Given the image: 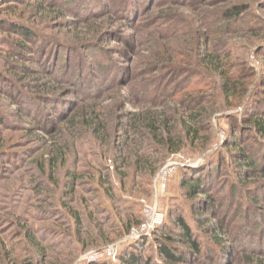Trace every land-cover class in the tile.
Wrapping results in <instances>:
<instances>
[{
  "label": "rangeland",
  "instance_id": "rangeland-1",
  "mask_svg": "<svg viewBox=\"0 0 264 264\" xmlns=\"http://www.w3.org/2000/svg\"><path fill=\"white\" fill-rule=\"evenodd\" d=\"M0 121V264H166L130 233L173 162L155 206L201 244L179 264H264V0H0Z\"/></svg>",
  "mask_w": 264,
  "mask_h": 264
},
{
  "label": "trees",
  "instance_id": "trees-1",
  "mask_svg": "<svg viewBox=\"0 0 264 264\" xmlns=\"http://www.w3.org/2000/svg\"><path fill=\"white\" fill-rule=\"evenodd\" d=\"M242 12L243 11L241 10V8H234L232 10L230 9L226 12L225 17L227 20L237 18ZM256 130L262 137H264V121H258ZM169 142V139L166 140L165 145H167V143ZM230 142L235 144L238 143V141H236L234 138H232ZM236 156L240 157V159L242 160V162H238L237 165H243L246 167H249L251 165L250 163L244 161L245 155L243 153H236ZM206 170V168H199L198 170H190L188 172L190 177H192V182H185V186L187 187L186 193L189 196L206 193L205 186L207 185V183H211V180L213 178L212 173L207 172ZM245 171L247 172L248 169L238 170V172L241 173ZM183 182L184 181H182V183ZM194 213L196 214V212ZM194 218L197 226H199L198 222L201 225L205 224L206 217L203 216V214L199 215V217L194 215ZM171 222L177 229V231H175V228L171 230V228H166L162 225L155 233L154 241L157 243L156 248L158 250L159 256L166 264H179L184 261L185 253H178V250H176L173 243L182 245L190 256H194L200 253L201 244L195 237L192 227L181 215H174L171 218ZM215 226L218 227L216 223L214 224V227ZM216 230L218 229L216 228ZM213 238L215 239V245L219 246V244H221V238L215 236ZM140 243L147 244L146 241H141ZM117 259L121 264H150V260H144L141 255L132 252L119 254ZM95 264H106V262Z\"/></svg>",
  "mask_w": 264,
  "mask_h": 264
},
{
  "label": "built area",
  "instance_id": "built-area-1",
  "mask_svg": "<svg viewBox=\"0 0 264 264\" xmlns=\"http://www.w3.org/2000/svg\"><path fill=\"white\" fill-rule=\"evenodd\" d=\"M179 164L177 162L169 163L162 167L157 173L153 186V205H145L144 219L136 227L131 229L130 241L131 243L140 240H151L157 230L165 223L166 216L163 212L156 208V202L160 197H163L167 190L169 180L173 174V170ZM121 246L113 245L104 250L103 253H89L86 261L89 264H95L101 261H110L115 263Z\"/></svg>",
  "mask_w": 264,
  "mask_h": 264
}]
</instances>
